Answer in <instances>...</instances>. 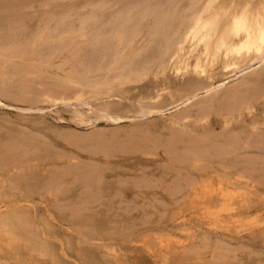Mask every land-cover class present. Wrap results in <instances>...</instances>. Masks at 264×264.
Masks as SVG:
<instances>
[{
    "label": "rangeland",
    "instance_id": "obj_1",
    "mask_svg": "<svg viewBox=\"0 0 264 264\" xmlns=\"http://www.w3.org/2000/svg\"><path fill=\"white\" fill-rule=\"evenodd\" d=\"M96 1L160 6L168 16L132 64L147 65L146 76L117 86L102 110L127 119L78 126L55 103L77 91L57 89L54 72L33 70L26 55L11 65L3 50L28 45L43 19ZM192 4L0 0V74L10 84L0 83V264H264V71L238 82L236 53L216 63L223 46L207 40L217 23L230 31L224 22L237 14L239 33L260 29L264 0H209L181 45ZM88 49L79 56L94 63ZM219 82L227 86L215 94ZM96 99L82 100L99 108L105 99ZM140 102L162 115L136 117Z\"/></svg>",
    "mask_w": 264,
    "mask_h": 264
},
{
    "label": "bare ground",
    "instance_id": "obj_2",
    "mask_svg": "<svg viewBox=\"0 0 264 264\" xmlns=\"http://www.w3.org/2000/svg\"><path fill=\"white\" fill-rule=\"evenodd\" d=\"M208 2L209 0L206 1L202 8H199L196 7L197 0H193L189 13L182 17L181 24L184 27V30L178 36L181 45L185 44L190 39L193 30H196V28H198L204 21V13L209 9ZM85 5L89 6V4ZM106 9H108V11L111 9V13L103 15V12L107 11ZM244 9L245 8L241 9L242 15L244 14ZM224 10L227 11L226 8ZM220 11L223 10L221 9ZM74 12H71V14H68L70 12H61V14H65L61 16H51L49 17V20L46 16L45 18L48 21L45 23L44 19L42 20L44 22L43 27L33 32L28 45L23 46L25 43L13 42L11 45L12 48L8 47L3 50L5 51L3 54L7 56L6 58H11V65L15 64V62L19 63V59H23V56H28L26 57L28 58L26 64L29 67L33 66V68H35L33 70H47L54 72L53 76L56 78L54 85L57 89L59 88L63 91L69 89L74 90L75 92L77 91L73 100H66L61 97L55 102L56 104L58 103L62 107L71 110L72 113L70 114L73 115V118L77 123L76 125L91 126L99 122H107L110 124L116 123L121 119L126 118V116L121 118L120 115V118H118L110 116L108 113H105V111H102L104 107L105 109H108L105 106L109 101L107 99H110L111 97L114 98L117 86H120L121 88L122 85H126L131 81H136V79L147 74V65L144 64L139 68L136 67V69H133L135 66L132 64L136 58L147 51L150 42L161 33L159 30L165 23V19H167V12L162 10L160 6H148L137 3L129 5L127 3L115 7L109 6L108 2L105 3L103 1L94 2L79 15ZM224 13L225 12L222 14V12H220L221 16H223ZM49 14L51 15V13ZM52 14L55 15V13ZM237 16H239V14L229 16L228 20L224 22V24H229L231 28L230 31H225L224 26L217 23V26L213 31L208 34L207 40H211L215 47L217 44L223 46V49L220 50V53H218L215 58L216 63H225L229 53H236L234 55L236 63L240 68L245 69L243 70L244 72L240 70L242 72L238 82H242L250 75L258 71H264V16L261 17L260 29H251L250 31H245L243 33H239L241 22L235 21ZM217 21H219V17L217 18ZM76 40L79 41L77 43L78 46H74L75 48L72 49V44H76ZM43 48H45V51ZM84 48L85 51L86 48H89L88 50L91 51H93V49L94 51H97L96 56H99L97 61H93L94 63H92L91 60V63H87L83 60L82 57L79 56V53L81 52L80 50ZM66 49L68 51L69 49L71 50L68 52ZM98 50H101L99 54ZM63 52L66 54H63ZM178 54V46H174L173 51L170 52L171 58L177 57ZM163 65L164 64L159 65V68L163 67ZM27 70L29 71V68ZM33 70L30 69L31 74H33ZM1 74V85L10 86V84H5L6 78H3V75ZM220 85L221 83L215 88L217 92L214 88L212 89V87L215 86H209L204 92L206 94L210 92L207 94V96H209L214 94V91L216 94L227 86L225 85L222 87V85ZM6 88L7 87H4L2 89ZM85 95L93 96L97 99L99 98L100 101L102 100L101 98L104 97L105 102H102L100 106L102 108L97 107L100 103L96 107L88 105L82 100ZM214 96H212V98ZM148 101L151 102L150 100ZM141 103L142 102L137 103V112H134L136 117L162 115L163 110L157 108L156 105H152L156 108L150 107L153 103H149L150 105L148 106L144 105L146 102ZM190 103L191 100H187L182 105L183 107H186ZM1 105L2 103L0 102V107ZM82 110L86 111L87 114L94 116V120H92L93 117L90 120L85 118V115L81 112ZM82 115L84 117H82ZM73 136L71 135V138L76 141L78 136L76 138Z\"/></svg>",
    "mask_w": 264,
    "mask_h": 264
}]
</instances>
